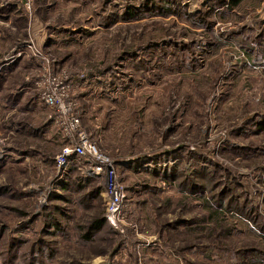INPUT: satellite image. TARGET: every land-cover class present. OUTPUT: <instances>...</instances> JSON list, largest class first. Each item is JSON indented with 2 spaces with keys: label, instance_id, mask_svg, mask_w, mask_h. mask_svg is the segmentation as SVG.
Returning a JSON list of instances; mask_svg holds the SVG:
<instances>
[{
  "label": "rangeland",
  "instance_id": "374dc122",
  "mask_svg": "<svg viewBox=\"0 0 264 264\" xmlns=\"http://www.w3.org/2000/svg\"><path fill=\"white\" fill-rule=\"evenodd\" d=\"M234 1L0 0V264H264V0ZM49 79L108 165L59 163Z\"/></svg>",
  "mask_w": 264,
  "mask_h": 264
},
{
  "label": "built area",
  "instance_id": "2783aa9c",
  "mask_svg": "<svg viewBox=\"0 0 264 264\" xmlns=\"http://www.w3.org/2000/svg\"><path fill=\"white\" fill-rule=\"evenodd\" d=\"M55 81V79H49L50 85L47 87V91L44 94L45 102L48 105L57 108L61 118L66 120L68 125L67 131L71 130L76 132L75 143L72 146H67L63 150L62 154L58 158L59 163L63 164L65 161H68L66 160L67 156L77 154L86 156L88 159H100L102 162L108 165L109 160L107 156L98 150L95 142L91 139L89 134L79 130L80 118L74 114L70 105H67L61 101L57 92V86H53ZM110 179L111 182L109 184L108 190L109 198L107 202V210L112 222L116 223V218L121 211V203L125 198V190L112 175L110 176Z\"/></svg>",
  "mask_w": 264,
  "mask_h": 264
},
{
  "label": "trees",
  "instance_id": "16d2710c",
  "mask_svg": "<svg viewBox=\"0 0 264 264\" xmlns=\"http://www.w3.org/2000/svg\"><path fill=\"white\" fill-rule=\"evenodd\" d=\"M241 1H242V0H236V1H234V3H231L230 6L233 7V6H235V5H238ZM104 220H105V219H104ZM104 220L102 219L101 221H102V222H105L106 220H105V221H104Z\"/></svg>",
  "mask_w": 264,
  "mask_h": 264
}]
</instances>
